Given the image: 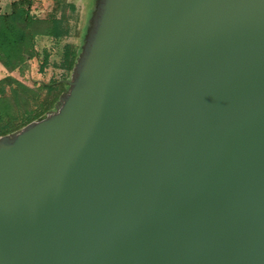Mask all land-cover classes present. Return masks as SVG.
<instances>
[{
  "label": "water",
  "instance_id": "95a60500",
  "mask_svg": "<svg viewBox=\"0 0 264 264\" xmlns=\"http://www.w3.org/2000/svg\"><path fill=\"white\" fill-rule=\"evenodd\" d=\"M82 61L0 141V264H264V0H104Z\"/></svg>",
  "mask_w": 264,
  "mask_h": 264
},
{
  "label": "rangeland",
  "instance_id": "374dc122",
  "mask_svg": "<svg viewBox=\"0 0 264 264\" xmlns=\"http://www.w3.org/2000/svg\"><path fill=\"white\" fill-rule=\"evenodd\" d=\"M78 7V14L72 24V34L63 39L58 45L49 39H43L38 49L47 47L49 59L41 54L40 60L35 58L29 61L24 68L9 72L0 64V132L6 129H16L27 117L31 116L35 108L49 96L42 84L53 80L63 79L66 83V92L61 96L54 108L42 118L56 112L67 96L71 83L75 82L78 69L92 41L97 27L104 0H68ZM9 0H0V13L7 10ZM32 10L42 18H59L61 6L53 0H34ZM67 42L77 45L78 58L74 70L66 78V74L57 66L60 63L59 49ZM20 131L3 136L12 140ZM3 137H0V141Z\"/></svg>",
  "mask_w": 264,
  "mask_h": 264
},
{
  "label": "trees",
  "instance_id": "16d2710c",
  "mask_svg": "<svg viewBox=\"0 0 264 264\" xmlns=\"http://www.w3.org/2000/svg\"><path fill=\"white\" fill-rule=\"evenodd\" d=\"M10 11L0 13V64L9 72L25 67V65L46 54L49 59L48 48L45 46L39 50L38 44L43 39L54 41L58 45L63 39L72 34V24L78 14V7L72 1L53 0L61 6L62 12L59 18H42L32 10L34 0H9ZM60 63L58 68L66 74V78L74 70L78 52L77 45L67 42L59 49ZM49 96L39 104L31 116L25 118L16 129H6L0 132V137L21 131L34 121L41 119L50 112L66 92V83L63 79L53 80L42 84Z\"/></svg>",
  "mask_w": 264,
  "mask_h": 264
},
{
  "label": "crops",
  "instance_id": "0c3cea01",
  "mask_svg": "<svg viewBox=\"0 0 264 264\" xmlns=\"http://www.w3.org/2000/svg\"><path fill=\"white\" fill-rule=\"evenodd\" d=\"M9 6L7 5V10L10 9V1H9ZM5 12H8V11H5Z\"/></svg>",
  "mask_w": 264,
  "mask_h": 264
}]
</instances>
